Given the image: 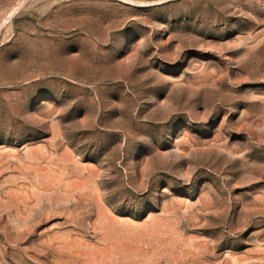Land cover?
Instances as JSON below:
<instances>
[{
  "label": "rangeland",
  "instance_id": "374dc122",
  "mask_svg": "<svg viewBox=\"0 0 264 264\" xmlns=\"http://www.w3.org/2000/svg\"><path fill=\"white\" fill-rule=\"evenodd\" d=\"M0 264H264V0H0Z\"/></svg>",
  "mask_w": 264,
  "mask_h": 264
},
{
  "label": "clouds",
  "instance_id": "9594fccd",
  "mask_svg": "<svg viewBox=\"0 0 264 264\" xmlns=\"http://www.w3.org/2000/svg\"><path fill=\"white\" fill-rule=\"evenodd\" d=\"M24 3V0H20V4L22 5Z\"/></svg>",
  "mask_w": 264,
  "mask_h": 264
}]
</instances>
